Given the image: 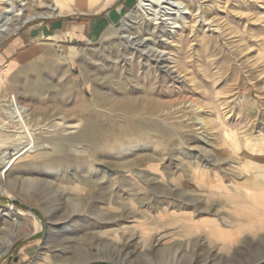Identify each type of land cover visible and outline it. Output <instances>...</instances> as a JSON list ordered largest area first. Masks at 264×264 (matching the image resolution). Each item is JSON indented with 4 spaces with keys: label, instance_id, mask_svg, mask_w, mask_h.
I'll return each mask as SVG.
<instances>
[{
    "label": "rangeland",
    "instance_id": "374dc122",
    "mask_svg": "<svg viewBox=\"0 0 264 264\" xmlns=\"http://www.w3.org/2000/svg\"><path fill=\"white\" fill-rule=\"evenodd\" d=\"M134 8L96 43L0 61V173L25 145L1 129L12 95L40 143L0 185V264H264V0Z\"/></svg>",
    "mask_w": 264,
    "mask_h": 264
},
{
    "label": "crops",
    "instance_id": "0c3cea01",
    "mask_svg": "<svg viewBox=\"0 0 264 264\" xmlns=\"http://www.w3.org/2000/svg\"><path fill=\"white\" fill-rule=\"evenodd\" d=\"M46 15L27 21L10 39L0 61L44 45L79 48L103 39L134 10L137 0H46ZM11 58V59H10Z\"/></svg>",
    "mask_w": 264,
    "mask_h": 264
},
{
    "label": "bare ground",
    "instance_id": "6f19581e",
    "mask_svg": "<svg viewBox=\"0 0 264 264\" xmlns=\"http://www.w3.org/2000/svg\"><path fill=\"white\" fill-rule=\"evenodd\" d=\"M16 1H19L21 4H17ZM35 1H37V0H35ZM27 3H29V0H4L3 1L4 8L0 14V34L2 36L9 34L10 29H11L10 25L14 21V18L22 16L26 12L27 8L25 9V5ZM34 18L35 17L33 16V17H30L28 20H31ZM126 38L128 41H131L133 43L137 42L136 38H134V37L128 36ZM147 56L152 57L157 68L159 67L161 69V71L163 70L164 72H167V73L169 72L171 74H174V72L171 71V68H169L168 65H164V63L166 61V59H165L166 55L164 52H162V51H157V52L151 51V54L147 55ZM30 111H31V109L29 107L22 105L20 100L15 95H12V97L8 100V105H7V109L5 112L9 116L11 121L5 123L3 125V127H1V129L3 131H7L8 126L14 125L17 129L16 133L18 135V137H17L18 141H22L23 144H25V145L23 146L22 151H17L16 153H13V154L7 153L6 155H4V159L6 161V166L3 168V171L0 173V185L3 186V189L5 190V192H7L6 188L8 187V181H7L6 173L14 167V165L21 159L22 156L29 153L32 149L37 148L40 144V143H38V141H36V137L32 132L31 126L28 125V120L31 117ZM200 121H202V123H204V124L206 123L205 120L201 119ZM78 126H79V124L78 125H72V126H70V129H77ZM10 212H11V216L14 218L13 220H14V224L16 227L20 224L19 219L21 217V214L16 209L12 210V208H11ZM113 234L115 235L114 237H117V231H114L111 233V235H113ZM11 235H13V234H11ZM12 239H13V237H12ZM116 239H118V237ZM11 244H12V241L9 240L4 245L0 246V256H3L5 253H7Z\"/></svg>",
    "mask_w": 264,
    "mask_h": 264
}]
</instances>
